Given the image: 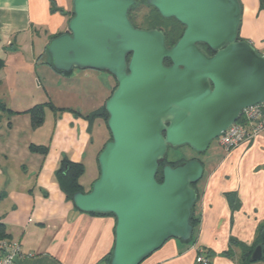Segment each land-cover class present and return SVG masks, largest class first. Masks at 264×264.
I'll use <instances>...</instances> for the list:
<instances>
[{
    "label": "water",
    "instance_id": "obj_1",
    "mask_svg": "<svg viewBox=\"0 0 264 264\" xmlns=\"http://www.w3.org/2000/svg\"><path fill=\"white\" fill-rule=\"evenodd\" d=\"M136 2L74 0L68 30L47 46L56 70L106 71L117 81L105 103L111 139L98 156L99 177L73 195L83 212L114 215L110 264H141L170 239L192 240L204 162L167 163L159 182L161 163L170 148L206 152L244 108L264 102V55L239 40L240 0H147L184 25L172 47L162 29L132 24ZM262 258L258 245L252 260Z\"/></svg>",
    "mask_w": 264,
    "mask_h": 264
},
{
    "label": "crops",
    "instance_id": "obj_2",
    "mask_svg": "<svg viewBox=\"0 0 264 264\" xmlns=\"http://www.w3.org/2000/svg\"><path fill=\"white\" fill-rule=\"evenodd\" d=\"M240 1L243 15L252 18L251 29L243 38L258 45L264 39L261 0ZM73 2L0 0V60L4 62L0 103L15 111L0 109V193H5L0 221L7 226L9 239L22 246L24 256L17 264H106L103 259L114 247L115 217L79 210L56 176L66 157L84 164L80 183L85 191L91 189L99 177L98 156L108 142L109 135L101 130L104 120L87 117L95 108L68 107L50 118L45 116L43 124L35 127L31 115L23 113L29 108L24 106L28 91L22 82L23 78L33 85L35 77L26 73L15 85L12 70L8 72L10 64L21 70L34 66L53 71L47 46L53 37L68 30ZM25 46H30V55L20 52ZM33 144L47 146L48 152L32 151ZM213 155L204 162V175L197 185L195 214L199 223L192 240L170 239L141 264H200V250L210 264H238L241 249L232 247L231 239L249 247L255 244L257 228L264 221V131L251 142L231 150L224 147ZM228 193L238 195L239 208H233ZM230 248L232 255L226 253Z\"/></svg>",
    "mask_w": 264,
    "mask_h": 264
},
{
    "label": "rangeland",
    "instance_id": "obj_3",
    "mask_svg": "<svg viewBox=\"0 0 264 264\" xmlns=\"http://www.w3.org/2000/svg\"><path fill=\"white\" fill-rule=\"evenodd\" d=\"M145 0H139L138 4L144 5ZM250 3V0L247 1ZM148 11V7L143 6L140 9V13L144 14ZM252 18L247 15H243L240 35L243 37L251 29ZM247 40V39H246ZM37 45V44H36ZM259 45V46H258ZM255 45V47L260 51L264 49V39ZM21 53L25 55H30V46L21 47ZM262 48V49H261ZM26 51H23L25 50ZM39 47L36 46V53ZM28 52V53H27ZM38 54V53H37ZM40 54H38V57ZM11 66V67H10ZM10 67V68H9ZM18 67V65L10 64L8 66V72L12 70L13 80H16L15 85L21 80V77L26 73L33 75L35 80L29 83L22 82L23 88L27 89L28 93L24 94L28 98V102L24 106L25 108H32L35 105H40L43 108L44 117L50 118L53 113L64 111L66 108H75L76 110L86 111L88 109H94V111L101 110L104 108L107 99L111 96L113 90L116 87L115 78L106 71H99L94 69H79L75 68L69 73H60L53 69L52 72L47 71L44 68L27 70V68ZM23 71V72H22ZM7 83V82H6ZM2 91V86L0 87V92ZM2 94V93H0ZM11 95L8 93L7 97ZM5 97V96H4ZM60 107V108H58ZM53 111V112H52ZM100 117L94 118L97 119ZM47 122V121H46ZM101 130L104 134H108V140L111 137L109 129L105 121L101 123ZM108 131V132H107ZM107 142V141H106ZM106 144V143H105ZM224 151V147L220 144L219 139L212 141L209 149L204 153H199L193 150L188 145L171 148L167 153V160L174 162L179 160H190V159H200L201 161L207 162L208 155L217 154ZM214 156V155H213ZM94 183V181H93ZM93 183L90 185L92 187ZM198 185V183H197ZM264 258L255 261L254 263H263Z\"/></svg>",
    "mask_w": 264,
    "mask_h": 264
},
{
    "label": "trees",
    "instance_id": "obj_4",
    "mask_svg": "<svg viewBox=\"0 0 264 264\" xmlns=\"http://www.w3.org/2000/svg\"><path fill=\"white\" fill-rule=\"evenodd\" d=\"M138 2H139V0H137L136 4L129 11V19L132 22V24L134 26H138V27L145 28V29L160 28L165 33V39H166L167 45L169 47L174 45L178 41V39L182 36V34L184 32L185 27L182 25V23H180L175 18H164V17H162L160 15V13L157 11V9H155L154 7L150 6L147 3V0L144 1L145 2L144 5H142V4L139 5ZM52 4H53V8L55 9L54 1H52ZM261 5H262V8L264 9V0H261ZM143 6L148 7V11L146 13H144V14H141L140 13V9H142ZM59 35H57V36H59ZM239 40H246V39L243 38L239 34ZM201 47L207 53L212 52L211 49L207 45H202ZM47 53H48V50H47ZM48 55H49V53H48ZM169 63H170V60L167 59L165 64H169ZM48 64L54 70H56L54 68L53 64H52L50 55H49ZM3 65H4V62L2 60H0V69H1V67ZM56 71L60 72V73H66V72H62V71H58V70H56ZM0 109H2V110L6 109L10 113L15 112V111L7 108L5 106V104H3V103H0ZM24 112L25 113H29L31 115L32 120H33V124H34L35 127L36 126H40L41 124H43L45 117H44L43 108L39 104L35 105L34 107H32V108H30V109H28L26 111H23V113ZM87 117L91 121L94 120V118H96V117H100L105 122H107L109 114L106 111V108L104 106L103 109L97 110V111H93ZM110 139H111V137H110ZM31 150L35 151V152H41L43 154H46L48 152V147L47 146H39V145H34L33 144V145H31ZM186 161H188V160H179V161L171 162V161L167 160V156H166V159L160 165L159 172L157 174V180L159 182L163 181V170L162 169H163V166L165 164L171 163L172 165L176 166V165L182 164V163H184ZM84 173H85L84 164L70 161L66 157H64L62 159V161L60 163V167L57 170L56 176H57V178L59 180V183L61 185L62 190L65 192V194H66V196H67V198L69 200L73 201V195L77 191H85L83 186L80 183V179L84 175ZM99 173H100V171H99ZM194 186L197 187V184H195ZM227 197L230 200V202H231V204H232L234 209L239 208L240 199H239L237 194L228 193ZM4 198H5V193L1 192L0 193V202ZM92 214H96V215H113V214H99V213H92ZM191 222H192V224L194 225L195 228H196V226L199 223V218L195 214V207H194V210H193V215H192V221ZM4 239H9V234L7 232V226L5 225V223L0 221V240H4ZM258 245H261L263 247V258H264V221L261 222L259 224L258 228H257L256 241H255V244L252 247L247 246L245 243L239 241L236 238H232L231 239V246L232 247L238 246L241 249V254H240L239 258H238V264H252V263H254V261L252 260V254H253L255 248ZM226 253L228 255H232L233 254V249L230 248ZM111 254H112V251L103 259L106 262V264H110Z\"/></svg>",
    "mask_w": 264,
    "mask_h": 264
},
{
    "label": "built area",
    "instance_id": "obj_5",
    "mask_svg": "<svg viewBox=\"0 0 264 264\" xmlns=\"http://www.w3.org/2000/svg\"><path fill=\"white\" fill-rule=\"evenodd\" d=\"M264 55V51L262 52ZM264 131V102L244 108L239 119L234 122L218 139L228 150L251 142ZM22 246L10 239L0 240V264H17L23 257ZM200 264H210V259L200 250L197 256Z\"/></svg>",
    "mask_w": 264,
    "mask_h": 264
},
{
    "label": "flooded vegetation",
    "instance_id": "obj_6",
    "mask_svg": "<svg viewBox=\"0 0 264 264\" xmlns=\"http://www.w3.org/2000/svg\"><path fill=\"white\" fill-rule=\"evenodd\" d=\"M184 26V25H183ZM135 27H138V26H135ZM139 28H141V27H139ZM143 29H145V28H143ZM173 46V45H172ZM172 46H170V47H172ZM169 47V46H168ZM212 52H210V53H208L209 55H214L215 54V51H213V50H211ZM259 51V50H258ZM260 52V51H259ZM167 60V59H166ZM166 60H165V62H166ZM168 60H170V59H168ZM166 65H171V61H170V63L169 64H166ZM116 83H117V81H116ZM116 86H117V84H116Z\"/></svg>",
    "mask_w": 264,
    "mask_h": 264
},
{
    "label": "clouds",
    "instance_id": "obj_7",
    "mask_svg": "<svg viewBox=\"0 0 264 264\" xmlns=\"http://www.w3.org/2000/svg\"><path fill=\"white\" fill-rule=\"evenodd\" d=\"M260 53H262V52H260Z\"/></svg>",
    "mask_w": 264,
    "mask_h": 264
}]
</instances>
